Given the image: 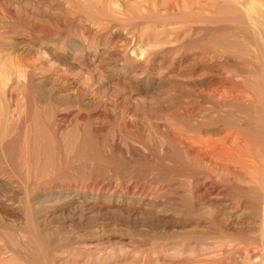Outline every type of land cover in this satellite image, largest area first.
I'll list each match as a JSON object with an SVG mask.
<instances>
[{"label":"rangeland","instance_id":"rangeland-1","mask_svg":"<svg viewBox=\"0 0 264 264\" xmlns=\"http://www.w3.org/2000/svg\"><path fill=\"white\" fill-rule=\"evenodd\" d=\"M199 1L0 0V197L8 187L17 197L15 206L0 200V217L27 240L23 262H177L188 252L153 248L173 236L208 229L205 215L218 218L222 207L235 206L230 196L203 194L204 184L237 193L254 169L245 168L247 175L234 159L228 161L231 168L209 167L178 144L175 124L202 105H264V57L254 42L242 48L251 51L248 57L239 52L245 61L211 62L204 54L202 26L214 23L203 22ZM227 69L245 81L244 100L218 103L210 94L225 77L219 72ZM247 109L233 112L237 123L264 131L254 108ZM219 110L231 113L227 107ZM222 122L196 127L193 147L217 136ZM257 152L245 158L260 157ZM248 218L258 223L255 215ZM196 250L190 256L200 262L221 256L223 264L245 261L238 248Z\"/></svg>","mask_w":264,"mask_h":264},{"label":"bare ground","instance_id":"bare-ground-1","mask_svg":"<svg viewBox=\"0 0 264 264\" xmlns=\"http://www.w3.org/2000/svg\"><path fill=\"white\" fill-rule=\"evenodd\" d=\"M199 2H200V7L202 9V16L204 18L203 22L207 23L210 21L209 23H211V22L214 23V25H211V26L209 24L202 26V31L204 33L203 38L207 39V41L205 40L206 42L204 41L206 44L205 43H204L205 45L203 44L204 47L206 46V49H203V50H205V52H206V53L204 52L205 55H209V59L211 62L217 64L221 61V59L226 60L230 57L231 58H238L239 57L240 59H242L243 56H241L239 54V52L241 50L244 51V49H242V48L248 49L247 46H249L250 43L253 44L254 42L259 47L260 53L258 52L259 53L258 56H260V54L262 53V55L264 57V0H204L202 4H201V2H202L201 0ZM191 3L193 4V2H191ZM213 32H214V34L211 35V38H212V36H214V37L211 40V39H209L210 37H208V36H210V34ZM257 46H256V49L258 50ZM251 49H252V47H251ZM252 51H253V49H252ZM249 52H247V53L245 52V54H247V57L249 54H251V51H249ZM256 58L258 59V57H255V59ZM244 59H246L245 56L242 60H244ZM244 61H243V63H244ZM260 61H261V59L259 60V62ZM240 62L242 63V61H240ZM260 63H263V61H261ZM248 66H249V64H248ZM261 66H262V64H261ZM259 70H260V68H259ZM263 70H264V68H262L261 71H263ZM259 73L260 72H258L257 74L259 75ZM262 73H260L259 76L261 77V74H262L263 75L262 77L264 78V72H262ZM216 74H218V73H216ZM219 74H221L225 77H224V79H222L223 81L221 84H218L214 88L209 89V92L213 96V98H215V100H217L218 103H224V104L231 103L232 101L237 100V99H239V100L243 99L242 91H244V89L247 87V85L245 86V84H246L245 81H243L242 83L239 81L240 82L239 83L237 81L238 79L236 80V77H238L240 74H238L236 72V70H231V69H227L224 73H222L220 71ZM255 76L257 77V75H255ZM250 77H251V75H250ZM260 77L258 79H260ZM252 80H253V78H252ZM258 81H260V80H258ZM251 84H252V82H251ZM257 84H259V83H257ZM256 87H258V86H256ZM250 88H252V87H250ZM258 88H260V87H258ZM253 89H254V87H253ZM256 89L257 88H255V90ZM236 90H237V93L235 92ZM251 90L249 91V93L250 92L253 93ZM260 93H263V95L262 94L261 95L264 97V91L260 92ZM257 94H258V92H257ZM253 95L256 96L255 93H253ZM249 96H248V99L250 102H252V101H254V103L257 102V101H255V97L249 98ZM246 97H247V95H246ZM263 100H264V98H263ZM258 101H259V99H258ZM261 102L263 103L264 101H261ZM250 106H252V107H250ZM204 107L206 109H204ZM212 107L213 106H211V108ZM216 107L215 108L213 107L212 109L211 108L208 109L207 105H202L201 107L200 106L198 107L199 111H197V112H195L196 110H192L193 112L192 111L190 112V110H189V114H188L189 118H186L188 120L185 121L183 119H179L182 121V122H180V124L178 122L179 125L174 123L175 125H177L175 127V130H174L176 133L174 135V138L178 142V144H180V146L182 145L184 147H187L189 150L193 151L195 157L202 156L205 159V164H207L209 167L212 165H216L217 167L220 166V168H221L222 166L224 167V165H225V166L231 168L233 166L229 165L230 162L228 163V161L233 160V159L235 160L236 164L239 163V166H240L241 170L244 171V173H246L245 168L251 167V169H254L253 174L250 173L251 175L249 177L247 176L246 180H248L247 184L253 183L254 187H251L250 184L247 185L245 183V186H242L238 190L237 193L236 192L232 193V191H228L227 193H225L226 190H222L220 188L213 190L212 185L204 184L205 193H203V194H206V193L210 194L211 191H213V193L216 192L217 196H219L220 198H223V197L226 198V197L230 196L231 202L234 203L235 206L230 207L228 209L225 207H222L220 209L218 207V209H220V212H219L220 217H218V218H215L213 213L211 215H208V216L205 215L207 217V218H205V216L203 215L204 213H203L202 215L205 218L204 220L206 221L205 225L207 223L209 224V225L207 224L208 229L200 230V231H197V232H194L191 234L186 233V234H181L179 236H173L172 238H170L171 240H168V239L165 240L166 241L165 243L161 242L157 245L155 244L156 246L153 249H154V251H157V253H161V249L166 248V250H167V248L170 247V248H174V250L178 251V252L179 251L184 252V253L188 252L187 255L189 254L188 256H190V254L193 255L192 250H196V249H198V251L208 252L210 250H212V251H214V250L215 251L227 250L228 251L229 248H231L233 250L238 248L239 249L237 251V253L239 254L238 257L243 259V261L245 260L244 262H241V263H243V264H264V169H263L264 166L261 167L262 164L264 165V131H262V129H263L262 127L264 126V123H262V125H261V128H262L261 130L260 129L256 130L253 128H251L252 130H250L249 126L245 127L246 124H243L242 126L239 125L241 123L238 124L237 123L238 120L233 117V112L236 110L239 112L242 109H244L246 111L247 108H248L247 110H252V108H254L253 110L255 111V118L259 119L261 122H264V119H263L264 115H262L263 117L261 116V113H264L263 112L264 111V105H229L228 104V105H222V106L217 107V108ZM224 107H227L229 109V111H231V113L230 112L224 113L223 111H222L223 112L222 113L219 109L220 108L223 109ZM253 110H252V112H253ZM184 111L185 110L183 109V112ZM226 111L227 110L225 109V112ZM246 112H249V111H246ZM259 112H260V114H259ZM185 114L186 113H183V115H185ZM249 114H251V111ZM183 117H187V116L185 115ZM196 117H198V118H196ZM253 117H254V114H253ZM190 118L198 120V122L196 124L197 126L195 124L192 125L189 122ZM251 118L248 117V119H251ZM257 119H255L254 121L251 120L249 122L252 123V121H253V123H255V121ZM222 121H224V122H222ZM220 122H222V125L224 124L223 125L224 127H221L222 125L219 127L218 131H220V132L217 134V136L209 137L202 144H199L197 142V144H199L200 146L193 147V141L195 139L194 144H196V138H197L196 127L198 128V126H199V128L201 130L209 129L213 125L220 123ZM194 123H195V121H194ZM256 123H258V122H256ZM168 125L169 124H167V127H168ZM16 126H17V124H16ZM259 130H260V133H258ZM222 131H223V133H222ZM12 132L13 133L17 132V129L15 128ZM234 135H235L236 140L233 137L234 138V141H232L233 143L229 144V146H227L228 148L225 149V145H226L227 141L229 139L231 141L232 137L230 138V136H234ZM208 136H210V135H208ZM240 138H241V141H240ZM198 141H201V139L198 138ZM172 144H174V143H172ZM253 149H256L260 153V157L258 155H255V157L256 156L259 157V158L258 157L255 158V157H253L254 156L253 155L251 157L245 158V156H248L249 155L248 153ZM232 150H233V152H232ZM234 152H236V153H234ZM195 168H196V166H195ZM234 168H232V169H234ZM221 169H223V168H221ZM237 169H239V168L237 167ZM235 171L236 170H234V172ZM237 172H238V170H237ZM239 172H240V170H239ZM242 174L243 173H241V175L239 174L240 177L242 176ZM234 178L235 177H233V179ZM226 181H228V179ZM232 181H234V180H232ZM232 181H231V183H232ZM241 184H242V182H241ZM234 185H236V184H234ZM237 187H239V186H237ZM7 189H9V192H8V190L3 192L2 193L3 195L0 197V200L3 199V202L6 201V204H7L6 206H15L17 203L16 190L12 187H8ZM6 192H8V193H6ZM4 193H6V194H4ZM200 196H201V194L199 195V197ZM216 205H215V207H216ZM210 206L211 205H209V207ZM201 207H199V208L203 210V208H201ZM207 207H208V205H207ZM226 207H228V206H226ZM198 211H195V212H198ZM215 211L217 212V210H215ZM201 212L200 213L198 212V213L201 214ZM194 214L199 216L196 213H194ZM252 215H255V217L258 218V220H257L258 223L251 222V223H253V225L249 222L250 218H248V217H251ZM199 217L201 218L202 216H199ZM1 218L2 217H0V264H10V263L12 264L13 262L15 263V261H17L19 264H28L26 261L23 262L25 260V257H24L25 255L23 256V253H22V249H24V246L27 245V240L24 239V235L22 236L20 234V232H16L15 230L13 231L11 227L9 228V225L6 224L7 222L5 223L4 220L2 221ZM244 219H246V220H244ZM233 221H235V222H233ZM244 221L245 222L248 221V224H245ZM175 233L176 232H174V234ZM31 241H33V240H31ZM31 243H33V242H31ZM148 243H150V242H148ZM39 244H42V243L40 242ZM152 245H154V244H152ZM146 248H149V247H146ZM258 248H261V252L254 253L255 250ZM25 250H27V249H25ZM189 251H190V253H189ZM226 252H222V253H226ZM153 253L155 254V252H153ZM172 253H174V252H172ZM196 253H200V252H196ZM196 253H195V255H198ZM37 254H36V256H38ZM232 254H233V252H232ZM172 256H173V254H172ZM188 256H186L187 258H185V259L183 258L182 260H178L177 262H171V263H165V264H223L224 260H226L225 259L226 257L224 258L223 256H221L223 258H221V257L220 258H216V257L205 258L204 260H202L200 262L199 259H197V260L192 259L191 256L190 257H188ZM23 257H24V259H23ZM45 258H47V257H45ZM43 260H44V258H43ZM109 260H110V258H109ZM227 260H229V259H227ZM231 260H233V259L231 258ZM230 262H232V261H230ZM234 262H235V259H234ZM235 264H237V263H235Z\"/></svg>","mask_w":264,"mask_h":264}]
</instances>
